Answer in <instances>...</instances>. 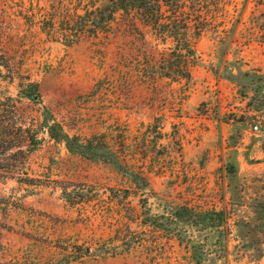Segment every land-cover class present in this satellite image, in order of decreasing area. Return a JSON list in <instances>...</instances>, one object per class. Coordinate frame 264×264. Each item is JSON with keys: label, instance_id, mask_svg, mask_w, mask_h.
Returning a JSON list of instances; mask_svg holds the SVG:
<instances>
[{"label": "rangeland", "instance_id": "1", "mask_svg": "<svg viewBox=\"0 0 264 264\" xmlns=\"http://www.w3.org/2000/svg\"><path fill=\"white\" fill-rule=\"evenodd\" d=\"M68 1L0 0L1 261L264 264V0L165 6L207 21L185 55L120 17L56 39L42 14ZM44 113L117 156L69 152L40 128ZM20 124L41 138L28 152ZM183 205L207 212L161 216Z\"/></svg>", "mask_w": 264, "mask_h": 264}, {"label": "trees", "instance_id": "2", "mask_svg": "<svg viewBox=\"0 0 264 264\" xmlns=\"http://www.w3.org/2000/svg\"><path fill=\"white\" fill-rule=\"evenodd\" d=\"M73 4L74 6H68ZM170 6L175 11L178 6L177 0H75L58 3L52 7V12H46L42 15H51L48 19L42 21L41 28L46 33L55 36L56 39H61L64 42L71 44L85 35L97 36L100 32L110 30L111 23L117 17L125 19L129 26H135L139 23L144 27L150 28L151 33L161 41L170 38L175 42L176 48L182 55L193 52L191 39L188 35V30L193 28L196 35H199L202 28L207 25V21L190 22L183 15H167L164 7ZM174 8V10H173ZM123 14V15H118ZM185 62V61H184ZM186 66V65H185ZM181 76H189L186 68H182ZM26 96L37 95V84L29 82L24 91ZM41 129H44L50 140L57 143H62L71 153H76L88 158L110 159L112 156H117L108 144L105 145L100 139L82 138L79 135L70 134L64 129L61 123L55 120L51 115H43V120L40 123ZM12 126V125H11ZM10 126V127H11ZM39 128V129H40ZM17 129L20 131L17 143L19 150L23 151L22 146H25L27 152L30 148L37 146L41 138L37 137L38 129L19 125ZM5 146L2 150L7 151L11 142L9 139H4ZM15 144H13L14 146ZM2 147V146H1ZM118 159V157H116ZM119 166L123 164L119 161ZM207 211L195 210L190 206H180L174 210L166 211L161 215L165 219L184 220L190 224H195L202 213ZM220 213V212H218ZM185 221V220H184ZM201 221V220H199ZM0 264H27L19 260L12 262H2Z\"/></svg>", "mask_w": 264, "mask_h": 264}, {"label": "built area", "instance_id": "3", "mask_svg": "<svg viewBox=\"0 0 264 264\" xmlns=\"http://www.w3.org/2000/svg\"><path fill=\"white\" fill-rule=\"evenodd\" d=\"M254 128H257V125H254Z\"/></svg>", "mask_w": 264, "mask_h": 264}]
</instances>
